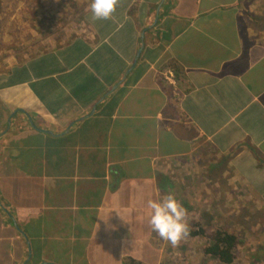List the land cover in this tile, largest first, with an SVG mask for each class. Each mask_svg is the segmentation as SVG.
Returning a JSON list of instances; mask_svg holds the SVG:
<instances>
[{"label":"crops","instance_id":"crops-1","mask_svg":"<svg viewBox=\"0 0 264 264\" xmlns=\"http://www.w3.org/2000/svg\"><path fill=\"white\" fill-rule=\"evenodd\" d=\"M23 3L8 28L63 38L0 59V264H189L203 236L148 223L168 193L190 232L221 226L224 190L264 226V0Z\"/></svg>","mask_w":264,"mask_h":264},{"label":"rangeland","instance_id":"rangeland-1","mask_svg":"<svg viewBox=\"0 0 264 264\" xmlns=\"http://www.w3.org/2000/svg\"><path fill=\"white\" fill-rule=\"evenodd\" d=\"M8 3L9 6L16 4V7H20V9L24 4L23 0H0V5L2 4L3 7L0 12V17H2L0 20V59L4 57L7 51L6 48L15 44H17V47L13 53H15L16 58L23 60V57L33 55L45 46L56 43L58 35L60 39L63 38V33L47 34L48 32L55 31L54 29H45L47 32L45 34L43 29L37 28H8ZM17 23H22L23 27H25L23 18L20 17ZM224 191L225 193L222 192L219 198V201L222 202L221 206L224 213L221 220H218L221 226H203L204 233L202 236L204 238L197 239V242L190 244L191 249L188 256L182 262H188L189 264H224L202 253L204 246L208 242L206 238L216 228L217 230L233 234L237 239L234 249V259L231 264H264L263 221L257 222L254 219L252 224L256 226H249L247 224V219L253 216V210L248 204L249 197H243V195H247L245 190H233L232 194H230V190ZM192 229L196 228L193 227Z\"/></svg>","mask_w":264,"mask_h":264},{"label":"clouds","instance_id":"clouds-1","mask_svg":"<svg viewBox=\"0 0 264 264\" xmlns=\"http://www.w3.org/2000/svg\"><path fill=\"white\" fill-rule=\"evenodd\" d=\"M120 0H90L89 9L94 20H108L115 13ZM149 225L159 238L172 247L180 246L190 232L187 209L173 193L147 202Z\"/></svg>","mask_w":264,"mask_h":264},{"label":"trees","instance_id":"trees-1","mask_svg":"<svg viewBox=\"0 0 264 264\" xmlns=\"http://www.w3.org/2000/svg\"><path fill=\"white\" fill-rule=\"evenodd\" d=\"M189 233L193 236L202 235L204 229L198 226ZM207 239L208 242L203 248V254L221 263L231 264L234 259V249L237 244L235 236L227 231H215L214 229Z\"/></svg>","mask_w":264,"mask_h":264}]
</instances>
